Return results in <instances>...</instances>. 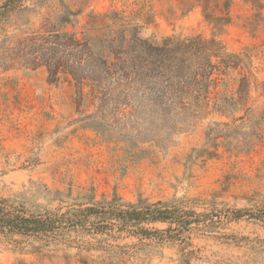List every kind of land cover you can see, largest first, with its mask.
I'll return each instance as SVG.
<instances>
[{"label": "rangeland", "instance_id": "1", "mask_svg": "<svg viewBox=\"0 0 264 264\" xmlns=\"http://www.w3.org/2000/svg\"><path fill=\"white\" fill-rule=\"evenodd\" d=\"M191 1L197 5L184 14L183 0H63L79 12L76 28L69 25L66 30L82 31L79 38L100 37L109 30L107 20L92 13L117 11L132 33L155 44L166 37L211 38L205 0ZM208 2L211 10L221 12L224 0ZM61 6L60 0H53L40 9L16 12L6 30L0 29V197L18 200L35 214L62 213L114 194L127 202L140 197L206 202L198 204V210L212 204L223 211L264 207V9L258 16L252 0H231L233 21L219 35L225 50L213 57L214 63L223 58L227 62L219 70L220 84L209 92L205 83L188 89L185 78H146L141 67H128L126 78L118 67L93 72L86 59L78 61L80 52L68 56L69 78L96 84L100 116L126 124L123 133L139 137L144 146L153 139L159 142L152 157L130 162L95 130L81 127L74 85L64 78L54 81L51 63L37 68L28 64L29 38L43 34ZM176 81L184 92L174 95ZM226 97V114L205 105ZM179 100L186 102L183 111L173 105ZM118 106L122 112L114 114ZM213 121L232 124L235 132L229 141L220 138L218 147H209L213 155H200L197 150L204 148ZM73 234L41 251L27 247V242L18 248L0 242V264H179L176 248L169 245ZM192 242L202 255L195 264H264V228L254 220L225 221L213 233L193 232ZM81 244L86 246L78 247Z\"/></svg>", "mask_w": 264, "mask_h": 264}, {"label": "trees", "instance_id": "2", "mask_svg": "<svg viewBox=\"0 0 264 264\" xmlns=\"http://www.w3.org/2000/svg\"><path fill=\"white\" fill-rule=\"evenodd\" d=\"M51 1L53 0H1L0 29L6 30V24L10 22L12 14L28 9H40ZM60 1L62 6L59 12L55 13V24L52 21L47 22L43 34H35L29 38L31 43L27 45L30 54L28 64L37 68L43 63H51L48 66L54 81L59 82L64 78L75 86L78 110L82 115L79 120L82 122L81 127L92 128L105 143L113 144V151H122V160L140 162L152 157L155 147H159V142L153 139L149 146H144L139 137L123 133L126 124L120 126L119 121L113 120L114 116L112 118L100 116L102 105L98 104L102 99L98 96L96 84L86 82V78L75 77L71 80L68 56L80 52L78 61L86 59L92 65L93 72H96L97 67L105 70L118 67L121 75L126 78L130 75L127 72L128 67L134 71L141 67L146 78L165 76L179 82L185 78L188 89L205 83L209 92L210 88H216L220 84L219 70L222 63L227 62L223 58L214 63L213 57L220 56L225 50L219 35L226 32L233 21L230 14L231 0H224L220 13L211 10L208 0L202 3L204 17L213 29L211 38H204L201 34L179 39L166 37L160 44L137 37V33L131 32L129 23L123 21L124 18L117 11L105 14L92 13L91 16L94 18H99L103 22L107 20L109 30L100 37L86 34L79 38V35L83 34L82 31L66 30L69 25L76 28L79 23V12L71 10L63 0ZM252 3L258 16L263 15L264 0H252ZM182 5L185 9L183 13L186 14L197 3L183 0ZM118 25L120 27H117ZM80 46H83L82 50H78ZM140 58L144 60V64ZM177 81L172 91L174 95L177 92H184L183 88L178 87ZM86 88L88 90H85ZM209 101L205 103L207 108L212 107L225 114L230 111L228 97L214 102ZM154 105L162 104L156 102ZM173 105L178 111L187 108L186 102L182 100L174 101ZM93 108L94 112L90 113L89 110ZM169 109L165 108L166 111ZM120 112L122 111L118 106L114 114ZM239 126L242 127V124ZM239 126L237 130L243 132L239 130L241 129ZM234 132V125L213 121L207 129L204 148L197 152H200V155L205 153L213 155L209 147H218L220 138L229 141ZM205 203L190 198L151 202L142 197L136 202H127L114 194L111 199H103L86 206L79 205L62 213L35 214L29 212L18 200L0 197V242L15 244L17 248L27 242V247L41 251L46 247L59 245L64 238L73 237V233L83 238L91 236L95 240L133 237L140 244L150 241L172 246L179 255L177 259L179 264H195L194 261L202 259V255L194 248L193 232L213 233L221 225H225V221H240L243 218L254 220L264 228V207L255 211L241 208H227L223 211L212 204V207L202 206L203 210H198L197 206ZM158 224H167V227L158 228L156 226ZM83 246L86 245L81 244L78 247L84 248Z\"/></svg>", "mask_w": 264, "mask_h": 264}]
</instances>
